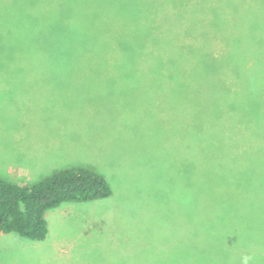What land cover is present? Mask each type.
<instances>
[{
  "label": "rangeland",
  "instance_id": "obj_1",
  "mask_svg": "<svg viewBox=\"0 0 264 264\" xmlns=\"http://www.w3.org/2000/svg\"><path fill=\"white\" fill-rule=\"evenodd\" d=\"M95 2L98 7H68L46 0L36 7L40 17L25 30V57L1 46L15 25L0 23V179L32 185L61 169L85 168L111 191L105 199L48 211L41 242L0 233V264H216L189 251V230L172 209L190 180L191 128L215 120L231 119L235 127L247 117L264 121V97L262 102L89 100L134 87L142 70L150 72L144 58L200 55L207 37L231 28L228 19L217 18L211 0ZM26 10L34 14L32 7ZM259 20L254 43L264 64V13ZM70 26L75 31L66 35ZM55 27L61 49L53 65L51 52L41 46L47 48L44 33ZM195 33L199 39L192 40ZM184 69L178 63L174 84L188 89L208 84L203 66L197 78ZM210 73L223 77L224 71ZM242 162L237 156V165ZM256 234L261 235L250 231Z\"/></svg>",
  "mask_w": 264,
  "mask_h": 264
},
{
  "label": "trees",
  "instance_id": "obj_2",
  "mask_svg": "<svg viewBox=\"0 0 264 264\" xmlns=\"http://www.w3.org/2000/svg\"><path fill=\"white\" fill-rule=\"evenodd\" d=\"M44 1L0 0V23L15 25L12 37L8 32V44L1 42V46L8 45L27 56L29 34L25 30L29 22L39 21L36 7ZM48 1L68 7H98L95 0ZM211 1L218 7L217 18L228 19L231 28L220 29L213 38L207 37V42L200 46V55L190 53L180 59L177 55L161 54L144 58L143 65L150 72L142 70L134 87L89 101L123 102L125 96L128 102H262L264 64L257 57L262 54L254 40L259 36L264 0ZM31 7L34 14L26 10ZM231 22L236 25L231 26ZM73 29L68 27L65 34L72 35ZM77 32L83 34L78 29ZM195 34L192 40L199 39ZM44 36L47 48H41L51 52L48 61L56 65L61 34L55 27ZM64 49L65 53L70 52L69 47ZM178 63L184 64V70L196 78L203 66L209 72L204 79L208 84L204 87L195 83V89L196 85L188 89L174 84ZM217 68L224 71L223 77L218 73L210 76ZM189 154L190 180L184 186V199L175 200L172 207L174 219L189 230V251L216 264H264V121L247 117L238 120L237 127L231 119L199 122L191 128ZM237 156L243 157L240 165ZM174 189L177 193V187H173V195ZM110 195L104 179L85 168L61 169L32 185L0 179V233L41 242L48 232V211L63 204L95 201ZM251 230L261 235L250 236Z\"/></svg>",
  "mask_w": 264,
  "mask_h": 264
}]
</instances>
